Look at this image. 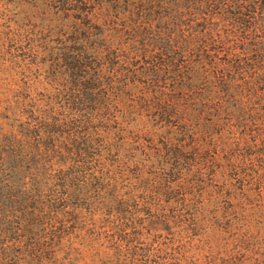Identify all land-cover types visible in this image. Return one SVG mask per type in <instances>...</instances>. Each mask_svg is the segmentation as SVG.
Segmentation results:
<instances>
[{"label":"trees","instance_id":"trees-1","mask_svg":"<svg viewBox=\"0 0 264 264\" xmlns=\"http://www.w3.org/2000/svg\"><path fill=\"white\" fill-rule=\"evenodd\" d=\"M52 1L48 24L5 32L34 78L0 131V264H76L58 256L56 223L76 227L97 198L118 213L126 264H198L188 245L213 210V176L225 187L214 201L235 200L225 229L264 196V0ZM158 223L168 241L150 233ZM248 227L228 264L239 252L261 264Z\"/></svg>","mask_w":264,"mask_h":264},{"label":"rangeland","instance_id":"rangeland-1","mask_svg":"<svg viewBox=\"0 0 264 264\" xmlns=\"http://www.w3.org/2000/svg\"><path fill=\"white\" fill-rule=\"evenodd\" d=\"M53 12H55V7L52 0H0V131L5 132L10 129L7 124L10 121L3 117L5 107L13 104L16 91L26 85L25 81L28 80L26 76L34 78L32 73L34 67L31 68V71L27 69L29 67L28 60L23 59L25 55L21 54L20 49L9 45L5 38V32L10 26L17 27L24 23L46 25L50 22V18L55 17ZM160 131L153 133L152 142L145 146L146 151L150 154L154 151L153 146H161L158 138L164 134H161ZM152 160H155L154 157ZM54 167H58V165L55 164ZM220 180L219 173L213 176L211 181L213 182V207H211L213 210L206 214L199 230L190 239L189 255L194 254L198 259V264H228L230 262L226 259L233 247L232 233L237 231V226L244 228L249 226L251 231L258 234L257 244L262 246L259 248L261 253L254 255L262 260L261 264H264V196L251 198L250 201L245 199L240 203L239 208L236 207L238 208L236 216H244L245 219L238 223H232L229 229H225V219L232 218L233 215L228 214L229 211H227V214L225 213L224 218H222V213L226 211V207L229 208V203L235 202V200L231 199L228 202V195L226 194L220 196L219 200H216L217 203L214 201V190L216 195L218 191L225 190V187L220 184ZM125 191L123 189L119 194L123 195ZM236 192L240 193L241 190L236 189ZM108 196H110L109 190ZM123 196L127 195L124 194ZM204 197V201H206L208 197L206 192ZM101 202L102 198H97L94 204L81 202L77 207L78 221H76L74 228L68 223L64 231H59L58 222L56 223L55 234L61 232V237H54V241L57 242L55 247L59 248V257L66 255L71 250L68 256L71 259L76 258V264H126L123 259L124 256L116 253L117 234L112 221L118 213L114 210L109 212ZM143 218H146L145 222L150 220L148 215L143 212L136 214V219ZM152 226L151 234L158 235V239L162 241H168L171 235L166 230L165 224L158 223ZM176 229L178 228L176 227ZM146 235L145 231L143 236ZM50 236L51 234L48 233L45 237L46 242L52 241L49 239ZM248 254V252L245 254L239 252L235 256L234 262L237 264H255L253 258L250 261L245 259Z\"/></svg>","mask_w":264,"mask_h":264}]
</instances>
